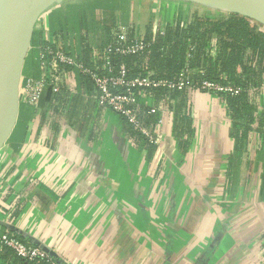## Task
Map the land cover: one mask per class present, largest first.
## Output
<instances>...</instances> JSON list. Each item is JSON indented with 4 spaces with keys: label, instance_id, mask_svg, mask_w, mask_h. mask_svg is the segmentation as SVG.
I'll use <instances>...</instances> for the list:
<instances>
[{
    "label": "crops",
    "instance_id": "1",
    "mask_svg": "<svg viewBox=\"0 0 264 264\" xmlns=\"http://www.w3.org/2000/svg\"><path fill=\"white\" fill-rule=\"evenodd\" d=\"M82 1H53L38 15L37 46L56 41L61 22L80 25L73 14L87 5ZM177 10H168L152 28L163 31ZM55 16L61 21L52 29ZM118 25L128 29L122 20L112 29ZM91 31L101 28L70 27L60 42L83 59L81 37ZM78 74L63 79L60 105L54 101L34 112L18 148L8 139L0 149V230L52 249L59 264H264L258 136L249 132L242 165L230 171L235 145L223 98L196 89L184 98L141 97L140 104L155 106L160 120L158 143L148 156L128 137L122 118L96 104L94 88ZM178 106L188 110L190 135L174 128ZM3 107L0 101V116ZM52 112L56 130L41 114ZM2 255L0 264H21L13 253Z\"/></svg>",
    "mask_w": 264,
    "mask_h": 264
},
{
    "label": "trees",
    "instance_id": "2",
    "mask_svg": "<svg viewBox=\"0 0 264 264\" xmlns=\"http://www.w3.org/2000/svg\"><path fill=\"white\" fill-rule=\"evenodd\" d=\"M120 2H125V0H121ZM114 10H117L116 15L114 14ZM65 15L69 16L70 14ZM124 15L122 3L119 4L117 0H93L84 7L74 10V18H72H78L80 25L76 24L70 27L87 30L101 28V31L106 33L105 35L108 34V38H105L100 43L104 46L110 40L112 24L115 20L118 21L122 17L127 18ZM70 27L68 28L64 22H61L57 29L58 31L55 33L56 41H65ZM135 31L132 29L128 37L133 38L137 35L138 32L135 33ZM143 37L148 46L141 53L114 55V65L117 67L120 62H125L128 67L129 77L145 75L147 71H152L153 76L156 78H172L182 68L189 67L193 69V77L195 79L206 78L242 89L238 94L222 97L231 119V135L235 145V153L230 157L228 169L230 170L231 167L236 168L242 165L241 158L247 151L246 142L249 132L255 131L260 143L255 157L261 161L259 165L258 193L260 199L264 201V109H261V112L255 113L256 105L251 100L249 92L252 88L258 89L263 83L264 31L252 23L247 16L233 11L222 18L193 15L189 22L184 23L176 19L168 22L162 32L154 30L149 22L145 26ZM81 39V45L85 54H82L83 59L79 58V60L89 64L91 58L90 40L87 39L86 35L82 36ZM212 39H215L213 43L211 42ZM30 44L31 48L28 50L22 73L27 76L36 77L38 75V64L35 63V59L38 56L35 50H37L38 42L35 32L32 33ZM63 47L64 50L73 54L71 44L69 46L63 45ZM78 76L87 85V88L93 87L89 76L83 74H78ZM185 93L186 91L183 90L166 91L165 89H157L153 90V97L164 98L168 96L170 98H177L182 95L184 98ZM64 96L65 94L62 89L59 92L53 93L51 88L47 87L36 106L20 101L18 120L9 138L11 147L18 148L27 139L29 133L28 121L34 115V112H37L38 109L48 104L52 105L54 101H57L58 105H60V99H64ZM76 100L77 98H73L72 103ZM149 108L148 106L140 105V116L147 124L157 120L156 112L147 113ZM180 110L181 107L178 106L176 112L178 122L174 125V128L176 131L177 129L179 130V135L183 133L190 135L192 132L187 119L190 117L188 110ZM73 111L74 108H70V112ZM41 114L44 123L51 121H46V116L43 113ZM53 114V120L49 125L56 130L58 122L54 121L56 114ZM122 120L125 123L128 137L136 141L138 145H142L146 149L148 156L153 154L156 145L147 141L142 134L136 131L123 118ZM254 165L257 166V163ZM15 236L21 241L36 245L28 242L21 235L15 234ZM3 254L2 256H5L12 254V252L6 250ZM18 259L21 264L24 262L49 264L45 259L35 261ZM56 264L59 263L56 261Z\"/></svg>",
    "mask_w": 264,
    "mask_h": 264
},
{
    "label": "built area",
    "instance_id": "3",
    "mask_svg": "<svg viewBox=\"0 0 264 264\" xmlns=\"http://www.w3.org/2000/svg\"><path fill=\"white\" fill-rule=\"evenodd\" d=\"M158 30H160L158 28ZM160 32H162L160 30ZM110 40L100 49H91L90 63L79 60L75 55L64 50L60 41L44 42L36 47L38 61V75L22 76L19 82V101L36 106L42 93L48 87L53 93L64 87V78L68 73L89 76L94 88V100L99 107L110 109L147 141L158 143L160 120L145 123L141 118L140 98L153 97V90H201L206 93L225 97L235 95L242 90L240 87L224 84L206 78L195 79L192 68L184 67L172 78H156L152 71L145 75L128 76L125 62L114 65V55L139 54L146 49L148 43L143 34L133 38L128 37L127 28L118 25L112 29ZM31 48L29 45L28 50ZM264 83L258 89L264 96ZM254 90H258L253 88ZM147 113H155V106H149ZM258 147L260 145L259 140ZM6 250L25 261L45 259L49 264H56V260L43 251L38 245H31L21 241L11 230H0V255Z\"/></svg>",
    "mask_w": 264,
    "mask_h": 264
},
{
    "label": "water",
    "instance_id": "4",
    "mask_svg": "<svg viewBox=\"0 0 264 264\" xmlns=\"http://www.w3.org/2000/svg\"><path fill=\"white\" fill-rule=\"evenodd\" d=\"M53 1L59 0H0V100L6 97L0 121V149L9 139L19 112V82L24 60L31 42L33 26L38 15ZM244 7L254 14L264 13V0H220ZM13 2V3H12ZM19 4V11L8 40L7 6ZM56 260V253L37 244Z\"/></svg>",
    "mask_w": 264,
    "mask_h": 264
},
{
    "label": "rangeland",
    "instance_id": "5",
    "mask_svg": "<svg viewBox=\"0 0 264 264\" xmlns=\"http://www.w3.org/2000/svg\"><path fill=\"white\" fill-rule=\"evenodd\" d=\"M119 4L122 3V7L124 9V17L120 20H124L127 23V31L130 32L132 29L135 30V26L139 29H136V32L142 31L141 29L146 26L148 22L151 23V26L157 25L160 21L165 20L167 16L168 10H177L178 17H174V19H179L181 23L189 22L193 15H198L201 17H210V18H222L228 15L230 12L237 11L239 14L247 16L252 23H254L257 27L264 31V13L254 14L253 12L247 11L246 8H242L239 5H232L227 2H223L220 0H152V4H150L147 0H132L134 8L132 11H129V5L131 0H125V2H120L121 0H117ZM141 1V2H139ZM170 1L174 2L170 4ZM90 1H82L83 3H89ZM13 3V2H12ZM129 11V12H128ZM131 12V13H130ZM130 13V14H129ZM119 14V10H118ZM129 14V15H128ZM60 17H50L49 22L51 24L52 29L56 28L60 23ZM157 23V24H156ZM156 27V26H155ZM103 31L99 33H93L92 31L90 34L87 35V39L91 41V44L94 47L102 48L103 45L101 41L105 38H108V34ZM97 36V37H96ZM215 39H212V43ZM94 42L98 44H94ZM264 88V87H263ZM250 98L256 105L255 113L261 112V109L264 105V96L261 95L262 90H254L253 88L250 89ZM2 105H4V101H1ZM262 105V106H261ZM53 112L46 117V121L53 120ZM49 118V119H48ZM227 183H230L228 181Z\"/></svg>",
    "mask_w": 264,
    "mask_h": 264
},
{
    "label": "bare ground",
    "instance_id": "6",
    "mask_svg": "<svg viewBox=\"0 0 264 264\" xmlns=\"http://www.w3.org/2000/svg\"><path fill=\"white\" fill-rule=\"evenodd\" d=\"M19 7H20L19 4L7 6V11H8L7 22L8 23H7V26L5 27V30L7 29V32H8V40H9V36L11 33L12 26L14 24L15 18L18 14V11H19ZM2 100L4 101V107H3V111H2L1 116H0V121H1L3 113H4L6 97L2 98L0 101H2Z\"/></svg>",
    "mask_w": 264,
    "mask_h": 264
}]
</instances>
